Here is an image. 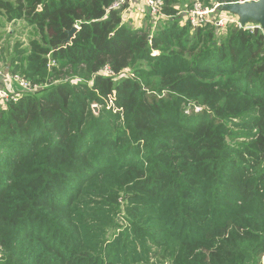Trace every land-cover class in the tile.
I'll return each instance as SVG.
<instances>
[{
	"label": "trees",
	"instance_id": "trees-1",
	"mask_svg": "<svg viewBox=\"0 0 264 264\" xmlns=\"http://www.w3.org/2000/svg\"><path fill=\"white\" fill-rule=\"evenodd\" d=\"M119 1L0 0V264H263L264 35Z\"/></svg>",
	"mask_w": 264,
	"mask_h": 264
},
{
	"label": "built area",
	"instance_id": "built-area-1",
	"mask_svg": "<svg viewBox=\"0 0 264 264\" xmlns=\"http://www.w3.org/2000/svg\"><path fill=\"white\" fill-rule=\"evenodd\" d=\"M137 2L136 0H120L117 4H115V8H120L125 4H129V7H127L124 12V18L123 21L125 23H130L126 19V15L129 14V10L131 8V5L135 4ZM139 4V8L143 6L147 9L150 16L154 19V21H160L162 18H167L163 15L162 9H163V2L161 0H140L137 2ZM220 5H214L211 8H204L200 1L195 0L192 4V7L187 10L184 14V22H188L192 28H201L206 25H214L218 29H224L227 25L235 26L237 29H242L249 31L251 33H254L257 31V33H261L264 35L263 30L259 24H253V23H247L244 26L240 23L239 18L235 15L225 13V12H219L218 7ZM138 12H140V9ZM136 10H131V13H134ZM130 21L133 20L129 19ZM157 23H155L156 26ZM158 25V24H157ZM183 25V23H182ZM141 26V25H138ZM105 72L109 75L111 74L108 69L105 68ZM3 76L2 73V67L0 65V77ZM10 81H15L18 84V88L21 91H32L35 89V86H32L30 82L26 81L25 79L14 75L10 77ZM20 97V93H12L8 92L7 88H4L0 84V106H4V104L8 102H15ZM96 105L93 106L95 108Z\"/></svg>",
	"mask_w": 264,
	"mask_h": 264
},
{
	"label": "rangeland",
	"instance_id": "rangeland-1",
	"mask_svg": "<svg viewBox=\"0 0 264 264\" xmlns=\"http://www.w3.org/2000/svg\"><path fill=\"white\" fill-rule=\"evenodd\" d=\"M139 2L140 0H136ZM194 0H183V4H177L176 8L179 9L178 15L180 17H184V14L187 10H189L192 7ZM189 6H186L188 5ZM181 8H180V6ZM143 8V6L141 7ZM143 12H136L133 20L130 21L128 17H126L127 21L130 22L129 25L133 28H136L138 25H143L144 19ZM34 31L31 28H28L25 23L21 21H16V22H11L7 23L5 27L0 28V61L1 63L5 64V61L2 59L4 57H8L12 54L13 52V47L15 46L16 43L21 44L22 48H26L28 46V41L32 38ZM3 76L0 77V84L4 87L7 88L8 92L12 93H21V90L18 88V84L15 81H12L10 83L9 80H7V75L4 74L3 69H2ZM196 112L198 110H195ZM170 255L169 252H163L159 256V260L155 259L153 261H157V264H169L167 262L170 258L168 257ZM165 256V259L161 258ZM154 263V262H153ZM264 264V259L263 262Z\"/></svg>",
	"mask_w": 264,
	"mask_h": 264
},
{
	"label": "water",
	"instance_id": "water-1",
	"mask_svg": "<svg viewBox=\"0 0 264 264\" xmlns=\"http://www.w3.org/2000/svg\"><path fill=\"white\" fill-rule=\"evenodd\" d=\"M218 10L237 16L243 26L247 23L259 24L264 33V0H248L242 3L224 4L219 6ZM78 30L79 28L74 26L68 32V37L63 42V45L68 44ZM254 33H257V31ZM94 111L97 112L96 107Z\"/></svg>",
	"mask_w": 264,
	"mask_h": 264
},
{
	"label": "crops",
	"instance_id": "crops-1",
	"mask_svg": "<svg viewBox=\"0 0 264 264\" xmlns=\"http://www.w3.org/2000/svg\"><path fill=\"white\" fill-rule=\"evenodd\" d=\"M139 4H137V2H135V4H133V5H131V8H130V10H129V14H127L126 15V17H128V19H132L133 17H134V15H135V13L137 12V11H139V10H136L137 8H139ZM131 10H136L134 13H131ZM7 80H9L10 81V76H7ZM12 81H10V83H11Z\"/></svg>",
	"mask_w": 264,
	"mask_h": 264
}]
</instances>
